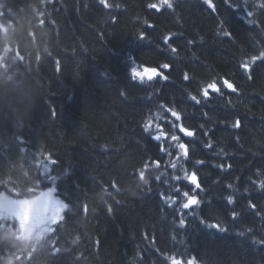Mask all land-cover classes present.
Returning <instances> with one entry per match:
<instances>
[{"label": "trees", "instance_id": "1", "mask_svg": "<svg viewBox=\"0 0 264 264\" xmlns=\"http://www.w3.org/2000/svg\"><path fill=\"white\" fill-rule=\"evenodd\" d=\"M107 2L0 0V196L63 203L41 235L0 225V264H172L192 256L185 241L194 264H264V0H210L226 26L197 0L173 13L149 8L157 0ZM167 34L174 53L160 48ZM151 67L170 82L141 85L133 71ZM214 78L236 90L189 99ZM162 99L181 115L170 129ZM185 191L198 200L189 210ZM203 206L226 230L175 237L173 223Z\"/></svg>", "mask_w": 264, "mask_h": 264}, {"label": "rangeland", "instance_id": "2", "mask_svg": "<svg viewBox=\"0 0 264 264\" xmlns=\"http://www.w3.org/2000/svg\"><path fill=\"white\" fill-rule=\"evenodd\" d=\"M178 2H181L179 0H176ZM168 10L170 13H173L174 7L171 8L168 7V5L161 11ZM156 25V24H155ZM152 24L149 25V27L152 29L151 32H155L158 29V26L151 27ZM168 45L172 46L174 48L175 42L174 39H170V36L168 38ZM142 46V45H141ZM167 52L174 53L171 49L170 51L167 50ZM156 61H161V59H157ZM162 73H165V71L161 70ZM138 76L139 73H138ZM161 83H156V85ZM164 84H167L165 82ZM162 112L166 114L164 117L166 120L170 122V105L168 101H164L162 99ZM54 204V201L48 196V194L43 195L42 197L34 200V201H17L12 199L11 197L5 196L0 198V220L9 219L13 221L16 219L19 225H22L24 228L32 231H28L30 233L36 232L33 231L35 229L40 228V230L45 229L48 225L52 224L56 218L57 214L54 212L45 213L46 210H48L52 205ZM22 208H26L27 211H21ZM40 233L44 231H38ZM201 230H196L195 236L201 234ZM193 237L191 235L189 238ZM173 243L177 244L175 240L173 239ZM189 247H193L189 245ZM205 261V260H204ZM206 262V261H205Z\"/></svg>", "mask_w": 264, "mask_h": 264}, {"label": "snow or ice", "instance_id": "3", "mask_svg": "<svg viewBox=\"0 0 264 264\" xmlns=\"http://www.w3.org/2000/svg\"><path fill=\"white\" fill-rule=\"evenodd\" d=\"M205 2H206V3H210V0H205ZM99 4L102 5V6H103L104 8H106V9L111 7V5H109V3L107 2V0H99ZM168 7L171 8L172 5L169 3V4H168ZM149 8H154V9H157V11H159L158 6L155 5V4H150V5H149ZM249 15H251V13H249ZM224 34H225V36H228V35H229V33H227V32L224 33ZM141 38L143 39V37H141ZM164 42H165V44H168V38H166ZM172 50L175 51V48H173ZM261 55L264 56V53H262ZM254 59H255V58H254ZM57 65H59V61H57ZM161 67L164 68V69H167V68H169V65H168V64H163V65H161ZM241 68H242L246 73H248V78L251 79L252 77H251V74H250L249 65H248V64H242V65H241ZM152 72H153V73H156V70L153 69ZM133 75H136L135 70L133 71ZM166 78H167V77H165V79H166ZM149 79H152V77L149 76ZM187 79H188V77H187V75H185V80H187ZM224 83L227 85V87H228L229 89H232L233 91L236 90V89L233 87V85H232L231 83H228L227 81H225ZM208 88H211L213 91H218V88H217L215 82L209 84L208 87L204 89V96H205L206 98L208 97ZM190 98H191L193 101H195L197 104L200 103V101L197 99L196 96H191ZM172 115L176 116L177 120L180 119V117H179L175 112H173ZM235 126H236V127H239V126H240V121H239V120L236 121V125H235ZM144 131L147 132V131H148V127H145ZM181 131H183V128H181ZM187 135H188V136H191V135H193V133H192V132H188ZM154 139H156L157 141H159V136L154 137ZM177 139H178L177 136H175V135L172 136V140L175 141V140H177ZM177 147L183 150V149H185V144L180 143V144L177 145ZM208 147H211V145L209 144ZM169 154H170V153H169ZM185 154H186V153H185ZM53 163H55V160H53ZM156 163L159 164V161H156ZM175 166H176L175 164L172 165V167H175ZM139 175H140V178H141V179H144V173H143V171H141ZM175 178H176V179H179V177H175ZM185 178H186V179L188 178L187 175L185 176ZM157 179H159V177H157ZM190 179H191V183H192L193 185H195V188H196V189H201L200 184L197 183V177H196L195 174H192V176H191ZM261 186L264 187V184H262ZM175 190H176L177 192L180 191L179 188H176ZM201 191H202V189H201ZM162 195H163V194H162ZM183 195H184L185 197H189V193H188L187 191H185V192L183 193ZM168 199L171 200V203H172V204H175V203H176V200H175V199H173V198H171V197H168ZM227 202H228L229 204H232V203H233V199H232L231 196L227 197ZM56 203H57L58 205H60V207H63V203H61L60 201H57ZM197 203H198V200H197L195 197H189L188 202L182 204V208H183V209H188V208L190 207V205H195V204H197ZM169 206H171V205H169ZM250 206H251L252 208H255V207H256L254 204H253V205H250ZM109 210H111V209H109ZM21 211H22V212H23V211H27V209H26V208H22ZM182 216H183V214L181 213V217H182ZM232 216H233V219H235L236 216H237V213H235V212L232 213ZM179 226H180V227H185V226H186V220H185L184 218H180V219H179ZM208 226H209V227L216 228V229H218V230H220V231H224V230H226V229H224L223 227H221L220 224H209ZM59 251H60L59 248H57V250H56L55 252H59ZM172 264H183V262H182L181 260H178V259H176L175 257H173V258H172ZM187 264H194V262H193V260L190 259V260L187 261Z\"/></svg>", "mask_w": 264, "mask_h": 264}, {"label": "bare ground", "instance_id": "4", "mask_svg": "<svg viewBox=\"0 0 264 264\" xmlns=\"http://www.w3.org/2000/svg\"><path fill=\"white\" fill-rule=\"evenodd\" d=\"M157 6L159 5V3L158 4H156ZM168 5V4H167ZM160 9V8H159ZM180 10V9H179ZM166 16V15H165ZM173 19H175V18H173ZM170 20V19H169ZM159 38V37H158ZM181 43H183V42H181ZM152 49V48H151ZM152 51V50H151ZM148 52V51H147ZM150 52V51H149ZM180 57V56H179ZM156 58V57H155ZM10 60H8V62H9ZM13 62V61H12ZM181 67H182V65H181ZM16 68V67H15ZM19 69V68H18ZM175 69V68H174ZM181 71V70H180ZM0 74H1V71H0ZM173 76V75H172ZM178 79V78H177ZM201 79V78H200ZM199 79V80H200ZM201 81V80H200ZM146 80H143V82L142 83H140L141 85H146V86H150V85H152L151 83L149 84V82H146ZM169 87V86H168ZM167 87V88H168ZM137 91V90H136ZM200 91V90H199ZM197 92V91H196ZM138 98H139V96H138ZM170 111H173V110H170ZM175 112V111H174ZM209 158V157H208ZM170 259H171V257H170ZM170 264H171V262H170Z\"/></svg>", "mask_w": 264, "mask_h": 264}]
</instances>
